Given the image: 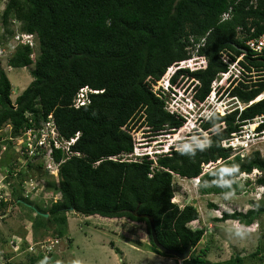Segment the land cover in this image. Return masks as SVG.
<instances>
[{"label":"trees","instance_id":"16d2710c","mask_svg":"<svg viewBox=\"0 0 264 264\" xmlns=\"http://www.w3.org/2000/svg\"><path fill=\"white\" fill-rule=\"evenodd\" d=\"M228 10L229 19L221 21ZM12 19L19 25L17 31L36 36L37 50L19 46L7 58L6 66L12 69L33 66L32 83L13 102L7 71L0 68V130L9 125L10 135L16 136L51 116L61 138L69 140L79 134L70 146L69 158L63 151H52L53 161L59 164L58 181H48L44 189L60 197L49 207L22 196L23 176L33 164L28 162L16 172L15 203L34 214L31 226L41 239L64 238L66 213L72 211L85 217L143 223L151 252L167 256L152 242V223L158 242L167 249L183 253L190 247L189 258L180 264H244L240 256L210 262L206 249L195 252L205 231L189 225L199 214L193 205L180 208L172 202L173 175L189 180L200 177L201 187H210L206 192L227 195L239 192L235 180L239 174L252 170L264 174V158L258 152L245 160L229 159L230 150L221 147L237 130L238 111L199 119L198 128L209 132L204 147H169L135 160L124 156L134 151L130 127L136 123L146 127L152 140L184 126V118L167 112L166 97L155 96L152 87L167 68L192 55L202 60V67L175 70L169 77L170 92H187L193 102H203L212 82L227 70L222 54L231 62L244 54L239 64L246 79L254 78L229 86L223 93L248 104L264 92V58H253L245 46L247 39L264 33V0H8L1 15L3 42L14 34L9 26ZM83 88L94 93L88 92L85 102L76 107ZM262 114L264 99L246 107L240 119ZM11 157L4 163L0 157V170L10 177L18 168ZM218 161L222 162L219 166L203 173V166ZM42 167L37 164V169ZM256 182L264 187V175ZM5 203L1 201L0 208ZM262 214L264 205H258L245 213H224L215 221L251 225ZM30 259L35 263L37 258Z\"/></svg>","mask_w":264,"mask_h":264},{"label":"rangeland","instance_id":"374dc122","mask_svg":"<svg viewBox=\"0 0 264 264\" xmlns=\"http://www.w3.org/2000/svg\"><path fill=\"white\" fill-rule=\"evenodd\" d=\"M7 2L8 0H0V43L2 42L0 46L3 44L6 46V42L9 40L3 42L2 35L4 31L1 24V15ZM10 24L9 26L13 31L18 30L19 25L14 19H12ZM1 59L3 61L0 63V68L2 67V70L7 71L6 76L12 87L10 98L13 102L32 83L33 78L30 74V69L33 66L30 68L12 69L6 66L7 57ZM194 61L195 63L200 62L197 58H194ZM253 79V76H251L250 79L244 80ZM242 80L243 77L237 82ZM164 82H167V74L153 85L152 89L155 91L161 90L162 86H165ZM220 88L219 90L221 91H218L217 94L218 97L221 96L220 99H223V89ZM187 94V92H179V95H176L179 100L178 98L175 100L181 111L183 110L179 105H183L191 97L190 93ZM210 95L209 100H207L210 103H205L206 109L212 104V101H210L212 94ZM221 102L224 105H230V96H226L225 100ZM171 104L175 105V102H171ZM205 106H192L194 112L197 113L196 116L198 114L203 115L202 111H205ZM193 123V118L188 119L187 117L184 126L174 134L159 136L154 140H152V135L147 133L146 127L136 123L133 127H130L132 128L130 133L137 150L130 155L124 156V158L135 160L141 152V154H144L143 145L146 143V146H148L147 152L150 154L165 151L171 146L176 149H184L188 146L206 144L209 132L202 131L198 127L196 129V124L193 125ZM6 130L8 129H4V131ZM6 136H9V131H6ZM6 149L11 150V153L10 151H4L3 153V150H0V157H4L2 163L6 162L8 155L12 156L11 161L15 160L18 166L17 170H20L19 167L24 164L20 163V155L17 150L12 147ZM262 152L264 154L263 147ZM43 162L45 163V160L31 159L33 169L30 170L25 178L23 176V179H31L39 185L36 190L37 193L32 192L29 201L36 202L41 207L47 208L51 201L59 199V195L53 194L51 190L44 189L45 183L47 184L48 181L55 183L57 178L46 173L44 166L42 169H37V164L43 165ZM51 166L55 172L57 166L53 164ZM205 169L208 171L210 168L205 165L203 166V171H206ZM253 173L254 176L252 175L249 181L239 184V192L227 195L208 193L206 192V190L210 189L208 184L207 186L203 185V187L200 184L197 187L192 180L173 175L176 192L172 202L180 208L185 205H193L196 208L199 219L192 222L189 227L192 230L202 227L205 232L195 252L206 249V258L210 262H220L240 256L244 264H264V214L256 218L251 225L237 224L236 221H215L221 218L224 213H232L233 211L245 213L258 205H264V187L260 188L259 183H255L256 171ZM4 176H7L6 171L0 170V179H3ZM8 181L11 182L10 186L5 185ZM17 184L16 177H6L3 182L2 196L7 203L0 208V264H180V261L175 257L161 256L151 252L146 225L143 223H133L127 219H106L98 216L85 217L72 211L66 213L67 235L58 240L59 244L52 253L53 256L50 255L51 257L49 258L39 259L36 253L30 252L28 254L25 251H27L31 242L46 241L47 245H49L52 244L53 239L51 238L53 237L48 236L41 239L40 232H35L32 229L31 220L34 214L23 206L17 205L15 199L18 193L15 191L11 193L12 188L17 186ZM40 191L41 193L39 194ZM237 199L240 201H237ZM28 204L31 205L29 202ZM53 228H55V225H52ZM237 229H242L245 232L243 238L233 235ZM253 255L255 256L253 257ZM30 258L37 259H35V263H32Z\"/></svg>","mask_w":264,"mask_h":264},{"label":"built area","instance_id":"2783aa9c","mask_svg":"<svg viewBox=\"0 0 264 264\" xmlns=\"http://www.w3.org/2000/svg\"><path fill=\"white\" fill-rule=\"evenodd\" d=\"M230 17V10L223 13L221 15V21H225L229 19ZM204 42V39L201 40L202 45ZM7 43V44H6ZM6 46L3 44L0 46V58H4L8 56H12L14 52L17 50L19 46H27L30 49L34 50V36L32 34L28 33H20L15 32L13 36L6 42ZM245 46L250 51L253 58H264V33L261 35H258L253 38H249L245 41ZM244 54H242L240 57L236 59V61L231 62L229 61V58L222 54L221 61L226 64L227 70L224 73H219L216 79L212 82L211 85V91L209 95L205 98V100L201 103H194L193 106L195 107H204L205 103H210L207 100H209L210 94H212V97L210 101H212V104L209 108L205 111H202L203 115L198 114L197 117H201L202 119L208 120L210 119L213 112L218 113L221 116H225L227 114H232L235 111H238V114L235 117V124L237 125V130H235L233 133L230 134V137L226 140H223L221 142V147L224 149L230 150V158L232 159L234 157H239L241 160L247 159L251 154L254 152H258L260 154V157L264 158V154L262 152V147L264 148V114L255 116L248 120H241L240 114L242 111L250 106L251 104L258 102L262 99H264V92L260 94L255 100L249 102L248 104L241 103L238 98L231 97V104L230 105H224L220 101L217 102L218 98V91L219 87L222 85H227L231 87L237 86L241 77H243V80L241 82H246L244 79H246L245 73H243V68L240 66L239 61L243 59ZM194 58H198L195 55H192L187 60H184L182 62H179L178 64L171 66L167 68V71L165 72L164 76L167 74V82H164L165 86L160 90H153L155 96L158 98L165 97L164 90H167L168 85V79L170 75L177 69H188L190 71L198 70L202 67V60L199 58L200 62L195 63ZM195 63V64H194ZM169 73V74H168ZM163 76V77H164ZM245 76V77H244ZM162 79V78H161ZM160 79V80H161ZM159 80V81H160ZM227 81V82H226ZM158 82V81H157ZM156 82V83H157ZM215 86L213 87V85ZM154 87V86H153ZM87 88L80 89L76 100H75V106L78 107L82 105L86 100V94L89 92ZM223 91V90H222ZM163 95V96H162ZM175 99L177 97L173 95ZM165 104V110L169 113L177 114L181 117H185L187 113L183 110H179L178 103L174 100L172 103L175 102V105H170L164 100ZM8 129L6 131H9V136H6V131L4 129ZM4 129L0 130V150L2 149L3 152L6 151L7 146L10 144L11 147L15 150H17V153L20 155V163L24 164L21 167H24L25 164L28 162L31 163V159H40L42 161L45 160V163L43 162V166L45 171L52 177L57 178L56 183L58 181V167L59 164L55 163L52 158V151L60 150L63 151L64 155L69 158L71 156L70 153V146L74 144V142L78 138V133L71 139L66 140L59 136L57 129L54 125V123L51 121V116L48 117V121L41 122L40 126L30 127V128H24L21 129L16 136L10 135V129L11 127L9 125H6ZM10 142V143H9ZM137 150V148H134V151ZM144 154H139L138 156L143 155H151L149 152L145 151ZM222 162L218 161L217 163H211L208 164L209 170L212 168L217 167V165H220ZM51 164L56 165V171L54 172V168L51 166ZM206 170V169H205ZM208 170V171H209ZM17 168L14 170V173H12V178L17 177ZM53 171V172H52ZM254 171H256L255 178L262 177L263 173L258 170H252L250 173H241L238 177H236V182L239 184H242L246 181H249L251 179L250 177L254 176ZM207 172L203 171V173ZM7 176H4L3 179H0V202H6V199L2 196V189L4 188L3 182L6 177L10 178V175L7 174ZM10 180V179H9ZM193 182H195V186L200 185V177H196L193 179H190ZM5 185L10 186L11 182L8 181L5 183ZM17 186L13 187L16 188L15 191H17ZM39 187L38 184L34 183L33 180H23L21 184L22 188V196L24 198H28L31 196L32 192H36L37 188ZM12 188L11 193L14 191ZM43 189V187H41ZM42 191V190H41ZM39 192V194L41 193ZM54 201V200H53ZM56 201V200H55ZM238 224L239 222L236 221ZM53 239L52 244L47 245L48 243L45 242H39L34 243L31 242V245H28L26 253L30 254V252L36 253L38 256H48L52 254L55 250V248L58 246L59 238H51ZM38 248V249H37ZM43 250V251H42Z\"/></svg>","mask_w":264,"mask_h":264},{"label":"clouds","instance_id":"9594fccd","mask_svg":"<svg viewBox=\"0 0 264 264\" xmlns=\"http://www.w3.org/2000/svg\"><path fill=\"white\" fill-rule=\"evenodd\" d=\"M15 32H19V31H14V33ZM20 33H22V32H20ZM33 35V34H32ZM34 36V50H32V51H35V49H36V46H37V40H36V36L35 35H33ZM11 38V37H10ZM9 38V39H10ZM197 59H199V58H197ZM196 71V70H195ZM227 82V81H226ZM163 88V87H162ZM229 88V86H227V85H222L221 86V88L220 89H223V90H225V89H228ZM89 92H92V93H94V91H89ZM164 92H165V97H166V101L168 102V103H171V102H173L174 100H175V97L173 96V95H179V93H177V94H174L173 92H170L169 91V79H168V85H167V90H164ZM189 94V93H188ZM187 94V95H188ZM186 95V96H187ZM222 95H224V97H223V99H220V97H218L217 98V102L218 101H223V100H225V97L226 96H228L227 94H225V93H223L222 92ZM178 98V100H179V97H177ZM186 98H188V97H186ZM185 98V99H186ZM176 101V100H175ZM195 102H193L192 100H191V97H189V101H186L185 103H183V105H179V107L182 109V110H184L185 112H187V114H186V116L185 117H183L184 118V120H185V123H186V121H187V117H188V119H191V118H193V120H194V123H193V125H195L196 124V129H197V127H198V123H199V119H201V117H197L196 116V114L197 113H195L194 112V108H192V106H193V104H194ZM230 104H231V102H230ZM215 114H218V113H216V112H213L212 113V115L211 116H213V115H215ZM219 115V114H218ZM219 116H221V115H219ZM211 118V117H210ZM184 123V124H185ZM171 147H173V146H171ZM188 147H190V146H188ZM201 147H204V145H201ZM147 148H148V146H146V147H144L143 149H145V151H148L147 150ZM169 148V147H168ZM167 148V149H168ZM167 149L165 150V151H167ZM165 151H158V152H155V153H153V154H156V153H161V152H165ZM4 153V152H3ZM153 154H151V155H148V156H152ZM137 157H141V156H137ZM227 171V170H226ZM258 178H260V177H258ZM258 178H256L255 179V181L258 179ZM260 188H263V186H260ZM59 195V194H58ZM60 197V196H59ZM233 235H235L236 237H239V238H243V236L245 235V232L242 230V229H237L234 233H233Z\"/></svg>","mask_w":264,"mask_h":264},{"label":"water","instance_id":"95a60500","mask_svg":"<svg viewBox=\"0 0 264 264\" xmlns=\"http://www.w3.org/2000/svg\"><path fill=\"white\" fill-rule=\"evenodd\" d=\"M242 52L244 53V51L242 50ZM47 216V215H45ZM151 238H152V242L155 245V247L164 255L167 256H172L175 257L176 259H178L180 262H183L185 260H187L189 258L190 255V247H188L183 253H180L176 250H170L167 249L166 247H164L162 244H160L157 240L155 231H154V227L151 223Z\"/></svg>","mask_w":264,"mask_h":264},{"label":"crops","instance_id":"0c3cea01","mask_svg":"<svg viewBox=\"0 0 264 264\" xmlns=\"http://www.w3.org/2000/svg\"><path fill=\"white\" fill-rule=\"evenodd\" d=\"M237 201H240V200H239V199H237ZM234 207H235V206H234ZM234 207H233V208H234ZM243 213H244V212H243Z\"/></svg>","mask_w":264,"mask_h":264}]
</instances>
